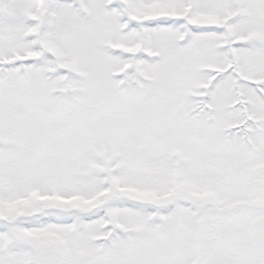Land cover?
<instances>
[{"label": "snow or ice", "instance_id": "6c2138e0", "mask_svg": "<svg viewBox=\"0 0 264 264\" xmlns=\"http://www.w3.org/2000/svg\"><path fill=\"white\" fill-rule=\"evenodd\" d=\"M0 264H264V0H0Z\"/></svg>", "mask_w": 264, "mask_h": 264}]
</instances>
